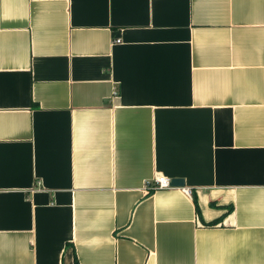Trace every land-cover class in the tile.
Returning a JSON list of instances; mask_svg holds the SVG:
<instances>
[{"label": "crops", "instance_id": "0c3cea01", "mask_svg": "<svg viewBox=\"0 0 264 264\" xmlns=\"http://www.w3.org/2000/svg\"><path fill=\"white\" fill-rule=\"evenodd\" d=\"M263 238L264 0H0V264H264Z\"/></svg>", "mask_w": 264, "mask_h": 264}, {"label": "built area", "instance_id": "2783aa9c", "mask_svg": "<svg viewBox=\"0 0 264 264\" xmlns=\"http://www.w3.org/2000/svg\"><path fill=\"white\" fill-rule=\"evenodd\" d=\"M168 180L169 179H166V178L160 176L159 174H155L152 177V180L150 182L152 184L151 187L157 188V189L168 188L170 186ZM186 192L188 193L189 191L187 190ZM262 244H263V255H264V238L262 240Z\"/></svg>", "mask_w": 264, "mask_h": 264}, {"label": "water", "instance_id": "95a60500", "mask_svg": "<svg viewBox=\"0 0 264 264\" xmlns=\"http://www.w3.org/2000/svg\"><path fill=\"white\" fill-rule=\"evenodd\" d=\"M168 182L170 186H174V187H180L183 185V182L180 179H176V178H169Z\"/></svg>", "mask_w": 264, "mask_h": 264}, {"label": "trees", "instance_id": "16d2710c", "mask_svg": "<svg viewBox=\"0 0 264 264\" xmlns=\"http://www.w3.org/2000/svg\"><path fill=\"white\" fill-rule=\"evenodd\" d=\"M210 205H212V203H210ZM194 210L197 211L196 206H195V202H194ZM228 210H229V208L227 207L226 211H228ZM217 222H218V219H215V220H211L208 222H204L203 225L206 227H211V226H214Z\"/></svg>", "mask_w": 264, "mask_h": 264}]
</instances>
